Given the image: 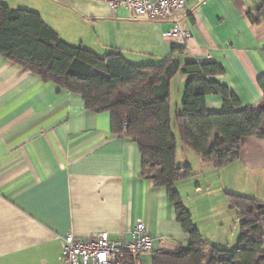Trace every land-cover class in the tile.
Here are the masks:
<instances>
[{"label": "crops", "instance_id": "crops-1", "mask_svg": "<svg viewBox=\"0 0 264 264\" xmlns=\"http://www.w3.org/2000/svg\"><path fill=\"white\" fill-rule=\"evenodd\" d=\"M0 1L39 12L62 39L101 55L120 51L135 64L212 59L224 67L212 78L230 86L241 105L264 99L258 84L264 19L252 20L260 0H188L182 25L193 37L185 45L164 37L170 21L135 17L106 0ZM190 77L171 82L172 117ZM206 104L221 110L223 97L208 94ZM186 148L178 145L177 163L190 164L195 174L175 187L202 236L212 246L236 248L238 212L227 193L264 201V138L245 137L238 159L222 167ZM142 164L138 144L112 132L109 111L87 109L80 94L0 55V264H66L67 234L106 231L110 239H129L139 219L155 238L146 264H155L160 250L186 246L189 235L167 189L142 177Z\"/></svg>", "mask_w": 264, "mask_h": 264}, {"label": "trees", "instance_id": "trees-1", "mask_svg": "<svg viewBox=\"0 0 264 264\" xmlns=\"http://www.w3.org/2000/svg\"><path fill=\"white\" fill-rule=\"evenodd\" d=\"M261 19L264 0L252 16L254 21ZM0 55L80 94L87 109L109 111L112 132L138 144L143 156L141 176L167 189L176 218L189 235L186 246L156 252L155 264H264V201L227 193L230 206L238 212L240 237L236 248H219L194 225L175 187L195 174L190 164L177 163L178 136L203 162L218 167L238 159L245 137L264 138V99L241 105L230 86L212 78L224 72L221 64L212 59L182 62L174 58L160 64H135L120 51L101 55L62 39L39 12L1 1ZM181 74L192 77L173 121L170 86ZM258 84L264 92V75ZM208 94L223 97L221 110L207 108Z\"/></svg>", "mask_w": 264, "mask_h": 264}, {"label": "built area", "instance_id": "built-area-1", "mask_svg": "<svg viewBox=\"0 0 264 264\" xmlns=\"http://www.w3.org/2000/svg\"><path fill=\"white\" fill-rule=\"evenodd\" d=\"M116 10L124 6L133 16L152 20L170 21L171 27L164 37L185 45L192 37L191 29L182 25L188 0H106ZM159 242L164 236L157 237ZM155 238L150 234L144 219H139L131 229L129 239H110L106 231H99L88 238L72 233L62 238L61 259L66 264H146L145 254L153 251Z\"/></svg>", "mask_w": 264, "mask_h": 264}, {"label": "rangeland", "instance_id": "rangeland-1", "mask_svg": "<svg viewBox=\"0 0 264 264\" xmlns=\"http://www.w3.org/2000/svg\"><path fill=\"white\" fill-rule=\"evenodd\" d=\"M10 4H12V3H10ZM173 98H176V94H173ZM176 104V102L173 104V105H175ZM174 108H175V106H173ZM173 121H175V116H173ZM175 123V122H174ZM263 128H264V122H263ZM173 130H174V132H175V134H177V136H178V131H177V128H176V125H174V128H173ZM178 139H179V136H178ZM178 145H179V149H180V147L182 146V147H186L185 145H183L181 142H180V140H178ZM186 149H191V148H186ZM193 151H195L194 149H192ZM182 150H179V153L181 152ZM186 153H188L187 152V150H186ZM185 164H188V163H185ZM179 165H183V164H179Z\"/></svg>", "mask_w": 264, "mask_h": 264}]
</instances>
